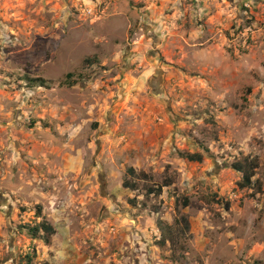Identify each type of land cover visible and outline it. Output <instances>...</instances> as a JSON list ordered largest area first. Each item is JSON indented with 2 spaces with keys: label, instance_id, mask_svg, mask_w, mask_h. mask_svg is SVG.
Masks as SVG:
<instances>
[{
  "label": "rangeland",
  "instance_id": "rangeland-1",
  "mask_svg": "<svg viewBox=\"0 0 264 264\" xmlns=\"http://www.w3.org/2000/svg\"><path fill=\"white\" fill-rule=\"evenodd\" d=\"M0 264H264V0H0Z\"/></svg>",
  "mask_w": 264,
  "mask_h": 264
},
{
  "label": "trees",
  "instance_id": "trees-1",
  "mask_svg": "<svg viewBox=\"0 0 264 264\" xmlns=\"http://www.w3.org/2000/svg\"><path fill=\"white\" fill-rule=\"evenodd\" d=\"M68 77L72 78V75H68ZM181 158L190 162V163H198L202 164L204 161V157L201 154H182ZM260 163L257 158H253L251 156L245 157L235 163H233L230 168L238 173L241 176V180L238 182L237 186L240 190H249L254 189L260 185L258 181L255 180L257 172L259 170ZM130 173L134 175L135 170L131 169ZM173 185L172 181L165 182L163 187H170ZM124 189H130L133 191H137L138 187L136 184H131L129 181L125 180L123 182ZM262 188L259 186V190ZM158 195L162 194V190L158 192ZM133 203V202H132ZM189 206V202L186 201L185 208ZM37 216L39 218L42 217V209L38 207ZM182 222L187 227V230H190L189 223L186 217L182 218ZM27 233L30 235L32 240H42L46 245L51 243V239L57 234L56 228L48 223L47 221H43L41 224L35 227H28Z\"/></svg>",
  "mask_w": 264,
  "mask_h": 264
},
{
  "label": "crops",
  "instance_id": "crops-1",
  "mask_svg": "<svg viewBox=\"0 0 264 264\" xmlns=\"http://www.w3.org/2000/svg\"><path fill=\"white\" fill-rule=\"evenodd\" d=\"M210 47H212V46H210ZM206 50H208V49H206ZM239 70L240 69L237 67L238 73H239ZM240 73H244V77H245L244 71L242 72L240 70ZM238 76H240V74H238ZM154 79H156V78H154ZM140 86H141V84H139L138 89L141 92H145L146 86H141V87ZM140 118L141 119L136 122V126H137V130L139 133L138 137L141 139L144 138V135L146 133H149V132L154 133L157 138L162 137L161 139H163V137H166L167 135H169L170 132L174 131V127L170 124V121L167 122L166 113L164 112L163 107L155 101H153V104H151V108L148 107L147 109H145V111L142 113ZM139 143H141V142H139ZM147 160L149 161L148 156H147ZM153 160H154V161H152L153 163H156V164L158 163V159L153 158ZM144 166H145V162L143 159H141V160H138V164L134 168H136V167L143 168ZM229 171H231V170H229ZM223 174H225V172ZM233 175H235L234 177H237V174L235 172L233 173Z\"/></svg>",
  "mask_w": 264,
  "mask_h": 264
},
{
  "label": "built area",
  "instance_id": "built-area-1",
  "mask_svg": "<svg viewBox=\"0 0 264 264\" xmlns=\"http://www.w3.org/2000/svg\"><path fill=\"white\" fill-rule=\"evenodd\" d=\"M112 231H113V233H115V232H116V230H115V229H112Z\"/></svg>",
  "mask_w": 264,
  "mask_h": 264
}]
</instances>
